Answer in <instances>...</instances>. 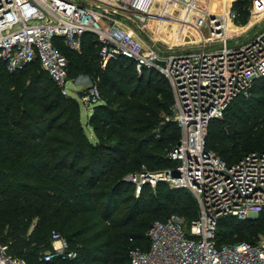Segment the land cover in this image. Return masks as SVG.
Wrapping results in <instances>:
<instances>
[{
  "label": "trees",
  "instance_id": "obj_1",
  "mask_svg": "<svg viewBox=\"0 0 264 264\" xmlns=\"http://www.w3.org/2000/svg\"><path fill=\"white\" fill-rule=\"evenodd\" d=\"M248 1L233 2L240 21L247 8L238 7ZM59 47L68 59V76L88 74L98 87L101 103L86 121L93 138L81 122L78 100L62 95L38 61L14 72L0 65V242L26 264H128L130 248L148 247L151 222L144 233L137 231L139 213L162 220L175 214L186 223L198 213L185 188L159 182L165 193L147 194L145 207L149 185L136 197L134 186L123 180L140 165L166 169L175 164L166 157L179 139V128L165 120L171 88L155 72L139 76L125 57L101 69L93 34L82 36L79 52ZM205 147L227 163L264 150V77L254 80L249 97H235L221 118L209 122ZM253 224L264 231V210L250 219L223 216L215 239L253 242L244 232ZM52 231L77 252L75 258L40 260L51 249Z\"/></svg>",
  "mask_w": 264,
  "mask_h": 264
},
{
  "label": "built area",
  "instance_id": "obj_2",
  "mask_svg": "<svg viewBox=\"0 0 264 264\" xmlns=\"http://www.w3.org/2000/svg\"><path fill=\"white\" fill-rule=\"evenodd\" d=\"M234 1L0 0V65L8 72L38 61L60 93L70 96L67 85L74 81L59 46L79 52L82 36L90 33L99 43L101 69L125 57L139 76L155 72L170 85L173 118L165 120L179 128V139L166 157L175 164L159 171L141 166L123 180L134 186L136 197L143 186L159 182L185 188L196 199L198 213L188 227L175 214L152 221L145 233L148 247L130 248L128 264H264V238L233 243L215 239L219 218L250 219L264 210V150L227 163L205 147L209 122L222 117L235 97H249L254 80L264 77V28L241 44H227L243 30L234 24ZM250 12L252 24L264 17V0H252ZM173 20L201 31L194 49H168L165 27ZM229 23L240 30L228 31ZM77 93L86 107L101 103L94 82ZM50 237L51 249L40 254L41 261L76 257L59 233L52 231ZM0 264L26 262L0 242Z\"/></svg>",
  "mask_w": 264,
  "mask_h": 264
},
{
  "label": "rangeland",
  "instance_id": "obj_3",
  "mask_svg": "<svg viewBox=\"0 0 264 264\" xmlns=\"http://www.w3.org/2000/svg\"><path fill=\"white\" fill-rule=\"evenodd\" d=\"M249 1L246 4V6L245 5L243 6L240 4L238 7L240 9V11L241 10L243 11V9L247 8V15L245 16V15L241 14V16L244 17V19L242 21H240V15H239L240 12L239 13L237 12L238 16H237V20H235L234 24H237L240 27H243V30L241 31V33L238 37L228 39L227 40L228 45H235L236 43L241 44V43H243V41L247 40L250 37H253L259 30L264 28V17H262L260 20H258L254 24H252L253 15L250 12L252 0H249ZM232 5H233V3H232ZM231 7L233 8V6H231ZM234 10L238 11L237 9H234ZM173 22H175V23H171L165 27V41H166L167 45L170 44V46L168 45L169 46L168 49H170L173 52L183 51V50H187V49H194L196 47L195 42L197 41L198 37L202 35L201 31L194 30L191 24H188V23L184 24V22H181L180 20H173ZM237 29L240 30V28H237ZM167 30L172 31V35H170V33L168 34L166 32ZM80 51H81V49H80ZM72 79L74 81L73 82L74 84L72 85V83L70 82L67 85V87L69 88V95L78 100L79 107H80L79 111H80L81 122L84 125V128H85L87 135L89 136L90 139H92L93 134L91 132V128L86 127V121H87L88 115L92 111L93 105L86 107V105L80 101V99L78 97V93H77V91L83 90L84 88H86V86L88 84H90L91 80H90V77L88 74H83V73H80V74L76 75L75 77H72ZM253 106H256V104H254ZM169 112H170L169 114H166V117H168L169 119H172L173 118V112L170 109H169ZM252 121H253L252 118H249L248 123H252ZM254 122L256 123V120ZM212 151L216 152L215 150H212ZM141 166H143L145 169H147L149 171H159V170L163 169V166H161V165L158 166L157 168H154V169H151V168L149 169L145 165H140V167ZM126 172H128V170ZM156 185H154V186L149 185L148 187H145V189H144L145 195L142 199L143 204L141 206L146 207L145 203L147 202V196H146L147 194L152 195V196L162 197L163 192L165 193V190L162 187H157ZM169 191L172 192L171 189ZM182 195H184V194H182ZM155 220H162V219L151 217V214L149 212L139 213V215L137 217V222H136L138 225L136 226L135 229L139 232L144 233L147 224L149 222H152ZM189 223L185 224L186 227H188ZM244 232H246L248 236L250 235V239H253V240H259L261 238H264V231H261L260 229H258V227H256L254 224H253V226L246 227L244 229ZM235 237H236V235L228 238L229 242L235 241ZM223 241H227V240H223Z\"/></svg>",
  "mask_w": 264,
  "mask_h": 264
},
{
  "label": "bare ground",
  "instance_id": "obj_4",
  "mask_svg": "<svg viewBox=\"0 0 264 264\" xmlns=\"http://www.w3.org/2000/svg\"><path fill=\"white\" fill-rule=\"evenodd\" d=\"M228 31H236V32H238V29L229 23L228 24Z\"/></svg>",
  "mask_w": 264,
  "mask_h": 264
},
{
  "label": "water",
  "instance_id": "obj_5",
  "mask_svg": "<svg viewBox=\"0 0 264 264\" xmlns=\"http://www.w3.org/2000/svg\"><path fill=\"white\" fill-rule=\"evenodd\" d=\"M171 174H172L173 176H178V171H177V170H173V171H171Z\"/></svg>",
  "mask_w": 264,
  "mask_h": 264
}]
</instances>
